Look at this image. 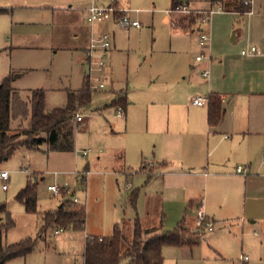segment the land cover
<instances>
[{"label":"rangeland","instance_id":"1","mask_svg":"<svg viewBox=\"0 0 264 264\" xmlns=\"http://www.w3.org/2000/svg\"><path fill=\"white\" fill-rule=\"evenodd\" d=\"M117 1L121 10L140 11L144 27L129 33L115 28L117 49L107 52L106 71L93 75L92 99L77 111L83 121L74 119V151L49 152L46 145L40 151L19 148L0 163V172L8 171L11 177L7 191L0 179V204H6L15 223L3 244L38 240L44 225L39 213L56 210L69 197L67 189H62L63 196L50 193L48 187L54 184L69 188L71 194L76 190L72 196L84 203L76 206L86 208L85 230L66 229L56 236L59 227H55L41 235L32 253L6 264H84L87 236L110 237L117 226L135 219L144 228L165 232L188 219L192 225L198 223L199 229L205 227L199 245L164 247L165 264H264V233L249 225L251 208L249 202L245 207L244 193L232 201L231 192L221 186L205 187V178L198 175L201 168L178 162L195 156L205 163L209 151L206 107L191 104L203 94V88L174 72L179 65L189 66L200 49L197 34L183 37L177 26L179 22L191 28L194 20L169 13L172 0ZM180 1L184 5L195 0ZM200 1L195 5L212 8L210 0ZM6 2L0 0V7ZM243 17L235 22L236 29L242 28ZM77 22L69 15L26 22L12 8L0 13V84L9 78L16 90L13 128L22 123L28 127L32 91H45L50 112L65 107L68 93L83 87L88 64L81 61V53L66 49L84 44ZM172 38L186 52H176ZM98 56L95 54V61L101 60ZM19 74L22 76L17 78ZM101 83L105 89H95ZM119 90L127 97L126 112L114 105ZM256 156L260 158L259 152ZM33 174L38 178L33 179ZM29 179L38 182V213L28 212L16 199ZM201 210L209 215L203 223L198 220Z\"/></svg>","mask_w":264,"mask_h":264},{"label":"crops","instance_id":"2","mask_svg":"<svg viewBox=\"0 0 264 264\" xmlns=\"http://www.w3.org/2000/svg\"><path fill=\"white\" fill-rule=\"evenodd\" d=\"M198 2L199 0L189 1L184 5L195 10L210 9L198 7L195 5ZM110 4H112L111 0H7L5 6L0 9L8 11L12 8L15 13L18 12L20 20L26 22H32L38 18L54 19L58 15H69V18H75L78 21L77 27L83 31L84 44L76 43L66 49L81 53V61L85 60L86 63L93 36L110 34L112 47L109 51L112 48L117 49L115 28H120L117 19L95 26L87 22V11L91 6L107 7ZM116 5L118 8L121 7L120 1L116 0ZM251 6L252 11L245 15L223 11L217 12L207 25L202 26L195 21L191 28L179 26L183 31V37H189L191 33L197 34L196 41L200 49L197 48L195 59L189 66L179 65L174 72L178 75L183 74L184 79H188L191 83L197 82L201 85L203 94L198 97L207 98L213 93L220 95L226 113L221 125L216 128L210 126L207 128L209 151L206 162L201 163V158L195 156L178 159V162L181 166L201 168L198 175L205 178V187L221 186L222 189L231 192L232 201L238 200L240 194L244 193L245 207L249 202L251 208L248 223L253 227H260L264 233V173H261L264 172V158H262L264 150V0H251ZM48 11H51L53 16ZM139 13L140 11H133L130 16L140 21ZM242 16H244V24L242 28L236 29L235 22ZM143 27L132 30L141 31ZM202 30L211 38L208 48L204 50L199 45ZM174 39L172 38L171 47H176L178 53L186 52V47L179 43L177 45ZM252 47H255L257 51L246 56L242 55L243 50H250ZM202 53H205L207 58L199 62L196 58ZM205 72H208L207 77L203 76ZM21 76L22 74H19L17 78ZM85 78L89 79V76ZM89 82L91 83L90 79ZM117 94V98L125 96L120 90ZM192 106L206 107L208 117L207 105L192 104ZM258 152L260 158H256ZM239 166L246 168V177L237 172ZM192 174L188 173V175ZM80 202L84 205L83 201L80 200ZM207 204L208 201H205L208 211ZM244 211L246 212V208ZM205 216L208 221L209 215L205 214ZM183 225L191 230H199L198 223L196 226L192 225L189 219L185 220Z\"/></svg>","mask_w":264,"mask_h":264},{"label":"trees","instance_id":"3","mask_svg":"<svg viewBox=\"0 0 264 264\" xmlns=\"http://www.w3.org/2000/svg\"><path fill=\"white\" fill-rule=\"evenodd\" d=\"M246 1L210 0L212 7H220L224 12H237L242 15L252 11V6L246 5ZM181 5L180 0H172L173 10ZM5 12L6 10L0 9V13ZM184 25L186 24H180V26ZM15 94L16 90L12 87L10 79L5 78L0 84V163L10 159L19 148L40 151L42 146L46 145L49 152L74 151L75 116L77 111L88 105L92 99V86L88 78H85L80 90L68 93L65 107L50 112L46 110L45 91H32V111L28 127H24L23 123L16 128L12 127V97ZM206 99L209 126L216 128L225 118L226 110L222 98L213 93ZM14 100L18 102L16 98ZM114 105L126 112L127 97H118ZM18 106L21 107L20 104ZM33 176L37 177L36 174ZM37 185L38 182L33 184L29 179L27 186L16 196L17 201L28 212L38 213ZM135 198L134 196L133 203ZM39 215L44 225L38 240L27 238L13 245L3 244V237L15 223L6 204H0V264H6L9 260L26 257L32 253L39 239L41 240V235L47 234L55 227L65 230H85L86 208L73 204L70 196L62 201L56 210L39 213ZM183 222L175 230L165 232L161 228L145 229L139 219L124 221L122 227L117 226L110 237L86 238L84 264H165L164 247L185 245L193 247L202 239L204 226L194 232L184 227Z\"/></svg>","mask_w":264,"mask_h":264},{"label":"built area","instance_id":"4","mask_svg":"<svg viewBox=\"0 0 264 264\" xmlns=\"http://www.w3.org/2000/svg\"><path fill=\"white\" fill-rule=\"evenodd\" d=\"M112 4H110L107 7H97V6H91L88 9V14H87V22L91 26H95L96 24H101L105 23L109 20L112 19H117V23L122 28L125 32H129L132 29H140L143 27L142 23L138 20H135L131 18L130 13H132V10H121L117 7L116 5V0H111ZM246 5H251V0H247L245 2ZM138 12V11H135ZM177 12L182 15H187L189 16L192 20L200 23V25L204 26L207 25L211 22L213 16L217 12H223L220 7L217 8V10L214 9V7L207 9V10H195L191 8L188 5H181L177 7L175 10H171L169 13H174ZM177 26H180V23H177ZM211 38L210 35L203 31L200 33L199 36V45L200 47L204 50L207 49L209 44H210ZM112 47V36L108 33H105L101 36H93L91 39V44L90 48L88 51V60L86 63L89 65V79L90 81L93 78L94 73H104L107 67V64L105 63V58L107 55V52L110 50ZM256 48L252 47L250 50H243L242 55L246 56L249 55L250 53L256 52ZM95 54H98V58L101 59L100 61H95L94 57ZM204 58H207V55L205 53H202L201 55L197 56V61H202ZM210 59V57H208ZM204 77L208 76V72H205L203 74ZM105 84L101 83L95 87V89H105ZM192 104L195 106H206L207 105V99L204 97H198L192 100ZM75 120L80 123L83 121V117L81 114H76ZM84 158L87 157V154L84 153L83 155ZM237 172L239 174H242L243 176H247L246 173V168L243 166H239L237 168ZM87 172L86 174H88ZM10 173L8 171H2L0 172V179L3 182L2 189L4 191L8 190V182L10 181ZM35 179V177H33ZM62 189H67L65 192L66 194L71 197L73 204L75 205H80L81 202L80 200L72 196V194H75L76 190L74 189L72 194L70 192V189L67 187H59L57 185H50L48 187V191L54 195H61L62 194ZM63 196V194H62ZM198 220L200 223H203L206 221V216L203 211H200L198 214ZM206 226L208 227V230L211 231L213 230V227L211 224L207 223ZM65 229L58 228L54 231V235H60L63 233ZM247 259V258H246Z\"/></svg>","mask_w":264,"mask_h":264},{"label":"water","instance_id":"5","mask_svg":"<svg viewBox=\"0 0 264 264\" xmlns=\"http://www.w3.org/2000/svg\"><path fill=\"white\" fill-rule=\"evenodd\" d=\"M17 77H19V75H17Z\"/></svg>","mask_w":264,"mask_h":264}]
</instances>
